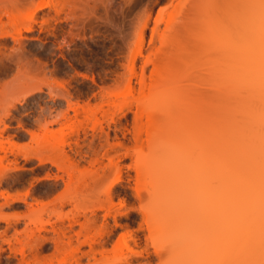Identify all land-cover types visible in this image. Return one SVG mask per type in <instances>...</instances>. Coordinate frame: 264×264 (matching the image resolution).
Segmentation results:
<instances>
[{
    "label": "bare ground",
    "instance_id": "obj_1",
    "mask_svg": "<svg viewBox=\"0 0 264 264\" xmlns=\"http://www.w3.org/2000/svg\"><path fill=\"white\" fill-rule=\"evenodd\" d=\"M102 1L0 0V66L12 69L25 62L19 69L42 75L54 72L41 58L26 63L25 31L37 27L47 33L55 46L52 54L63 57L75 39L84 37L86 17L98 13ZM263 1L248 0V8L238 15L233 0H190L183 22H165L172 35L159 37V43L166 46L158 50L159 56H167L172 49L177 51L180 44L175 35L188 29L196 21L195 15L203 14L193 46L206 55L207 61L191 71L188 62L180 68L154 63L149 79L142 70V94L130 124L119 115L125 104L115 94H103L98 102L94 100L95 104H82L86 120L81 122L79 103L72 100L73 93L65 88L51 91L48 86L46 93L64 101L65 107L54 110L56 113L47 106L39 107L44 121H37L40 123L36 131H26L30 140L39 142L41 150L21 154L25 158L33 156L38 163L55 164L60 172L58 178L67 190H72L69 202L73 204L88 198L93 188L104 182L105 201L112 203L113 189L130 177L123 170V157H114L129 155L133 157L142 192L139 194L137 184L134 189L140 199L146 200V217L158 234H227L224 247L247 260L255 250H262L264 242ZM42 9L47 10L45 18L37 21L35 14ZM146 24L144 20L137 42ZM157 27L158 24L154 29ZM130 61H134V55ZM200 72L207 78L201 79ZM19 87L30 94L42 91V86L35 83ZM44 113L47 118L42 117ZM67 121L77 123H71L75 126L71 131L74 144L68 139L48 143L54 125ZM127 135L132 140L130 145L124 144ZM106 146L107 162L94 160L90 175L82 173L77 177L80 165L86 162L84 157ZM9 148L0 140V177L7 171L3 163ZM119 186V191L126 188ZM0 219L5 222L2 233L15 228L18 221ZM88 220L73 218L60 229L61 233L77 232L74 224L82 230ZM26 228L24 225L21 230ZM179 251L173 247L166 253Z\"/></svg>",
    "mask_w": 264,
    "mask_h": 264
},
{
    "label": "rangeland",
    "instance_id": "obj_2",
    "mask_svg": "<svg viewBox=\"0 0 264 264\" xmlns=\"http://www.w3.org/2000/svg\"><path fill=\"white\" fill-rule=\"evenodd\" d=\"M188 1L103 0L98 4V13L86 17L84 37L75 39L63 57L52 54L55 46L47 33L40 32L37 27L25 31L26 63L41 58L48 61V69L54 68V72L42 75L19 69L25 62L12 69L0 66V140L12 149L7 150V159L3 163L6 174L0 177V194L3 192L0 217L9 221L18 218L15 228L10 227L5 233L1 232L5 222L0 219V264H264V242L261 251L255 250L254 255L245 260L240 253L224 247L227 234H158L154 223L146 217V200L140 199L134 189L135 184L139 186V177L133 157L129 155L114 157V160L123 157V170L130 177L119 181L113 189L112 203L105 201L104 182L97 184L88 198L73 204L69 202L72 190H67L58 178L60 172L55 164L38 163L33 156L25 158L21 154L41 150L39 142L30 140L26 131H36V125L40 123L37 121H44L39 107L47 106L53 113L65 107L64 101L46 93L48 86L51 91L65 88L73 93L72 100L79 103L75 107L79 109L81 122L86 120L83 119L86 114L82 112V104L98 102L103 94L111 95L109 97L115 94L117 100L125 104L119 115L130 124L136 101L142 94L139 82L142 70L149 79L154 63L180 68L188 62L189 71L196 65H203L207 61L206 55L193 46L203 14L195 15L196 21L175 35L180 44L177 51L172 49L167 56H159L158 50L166 47L159 43V37L172 35L165 28V22H183ZM247 8L248 0H233L236 14L241 15ZM46 11H37L35 19L42 21ZM144 20L147 24L137 42ZM156 24L158 27L154 29ZM131 55H134L133 62ZM199 74L201 79L207 78L204 72ZM26 83L39 84L42 91L30 94L29 90H22L19 86ZM202 83L206 88L204 80ZM46 113L42 117L47 118ZM98 115L101 118L100 113ZM71 123L75 122L54 125L48 143L62 139L72 142L71 131L75 126ZM124 141L125 145L132 143L129 135ZM106 148L108 146L88 153L76 176L80 177L82 173L89 176L94 160L107 162L104 159ZM119 185L126 187L124 191H119L122 189ZM141 192L139 186V194ZM84 217L89 220L82 230L74 224L73 229L77 232L61 233L60 229L69 220H83ZM24 225L28 226L26 231H22ZM124 234L129 237L124 238ZM173 247L180 251L166 253Z\"/></svg>",
    "mask_w": 264,
    "mask_h": 264
}]
</instances>
